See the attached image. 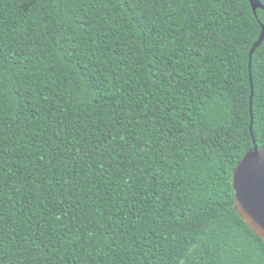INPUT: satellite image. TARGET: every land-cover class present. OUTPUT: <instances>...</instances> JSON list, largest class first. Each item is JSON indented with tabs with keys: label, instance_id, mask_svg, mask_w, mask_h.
Segmentation results:
<instances>
[{
	"label": "trees",
	"instance_id": "obj_1",
	"mask_svg": "<svg viewBox=\"0 0 264 264\" xmlns=\"http://www.w3.org/2000/svg\"><path fill=\"white\" fill-rule=\"evenodd\" d=\"M263 24L249 0H0V264H264L232 186ZM252 75L260 148L264 41Z\"/></svg>",
	"mask_w": 264,
	"mask_h": 264
},
{
	"label": "water",
	"instance_id": "obj_2",
	"mask_svg": "<svg viewBox=\"0 0 264 264\" xmlns=\"http://www.w3.org/2000/svg\"><path fill=\"white\" fill-rule=\"evenodd\" d=\"M256 14L264 8L260 0H249ZM264 41V24L258 40L249 53L250 131L254 146L238 162L232 172V186L235 193V208L254 233L264 240V145L259 148L254 134L253 98L254 83L252 75L253 54Z\"/></svg>",
	"mask_w": 264,
	"mask_h": 264
},
{
	"label": "snow or ice",
	"instance_id": "obj_3",
	"mask_svg": "<svg viewBox=\"0 0 264 264\" xmlns=\"http://www.w3.org/2000/svg\"><path fill=\"white\" fill-rule=\"evenodd\" d=\"M117 2L122 3V0H117ZM0 87H2V85H0ZM262 95H264V93H262ZM259 113V116L256 118L257 131L264 134V107L259 109ZM193 119H195V117H193ZM205 119H207V117H205ZM211 130L213 131V134H215V128ZM225 133L224 139L219 143V148L222 149V155L230 160L236 147L238 146L239 137L231 132H228L227 129H225ZM40 159H43V157H40Z\"/></svg>",
	"mask_w": 264,
	"mask_h": 264
}]
</instances>
